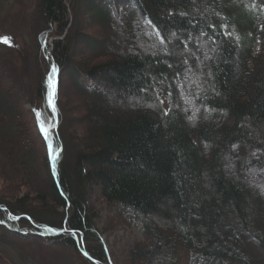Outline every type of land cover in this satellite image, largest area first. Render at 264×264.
I'll return each mask as SVG.
<instances>
[{"label":"trees","instance_id":"1","mask_svg":"<svg viewBox=\"0 0 264 264\" xmlns=\"http://www.w3.org/2000/svg\"><path fill=\"white\" fill-rule=\"evenodd\" d=\"M13 2L0 240L30 264H178L179 247L189 264H264V0H34L23 45L5 33ZM93 27L163 50L113 53ZM135 222L143 238L106 244Z\"/></svg>","mask_w":264,"mask_h":264},{"label":"rangeland","instance_id":"2","mask_svg":"<svg viewBox=\"0 0 264 264\" xmlns=\"http://www.w3.org/2000/svg\"><path fill=\"white\" fill-rule=\"evenodd\" d=\"M33 1L34 0H14V2L12 3V7L10 8L11 18H17L18 21L14 20L13 22L11 20L9 24L7 25V29L5 30V33L8 38H11L13 41L18 43L19 45H23L24 42L27 40V35H26L27 32L21 23H22V18L25 15H27L28 12L31 10L33 6ZM93 31L96 32L97 37L101 36L104 38L106 37L105 33L107 32L109 36L113 39V41H115L114 43L108 42L105 48L103 46L98 47V50L99 49L102 50L103 48L104 49L108 48V50L113 53H125L127 51L126 50L127 46H129V48H131L132 50L133 49L135 51L138 50V52H144V51H154V52L161 51L162 52L163 50L155 42L150 45L149 44H144L145 46L142 45V47H144V49H142V47H140L138 43H135V42L131 43L125 40L127 39L125 35L122 38L117 28L116 30L115 28H111L105 32L103 31V29L93 27ZM78 49L82 50V49H85V47H83V44L81 43ZM70 73H71V68H66V71H64V74L62 76L63 83H64L63 90H69L71 92H74L77 90L74 88L75 86L73 84V80L69 76ZM193 80L195 84L199 87L200 85L199 83L202 81V78L197 75V76H193ZM73 94L75 95V98L71 97V101L74 102L72 105L74 107L75 106L80 107V104L83 102L82 96L77 92H74ZM51 96L53 97V93L51 94ZM105 97L106 98L103 101H114V95L112 94V92L107 94ZM128 102L129 103L135 102V103H139V104L146 106L145 103H143L141 100H137L135 98H129ZM149 106L150 105L147 104V107ZM67 155H70L69 150L67 151ZM261 177H262V174H260L259 171H256L248 175V177L246 178V182L250 186H252L253 184L259 185ZM141 238H143V226L140 222H135L128 228H124V229L122 228L120 230L114 231L110 235L105 234L103 236V239L106 241V244L112 247H116L117 245L123 246L126 244V242L130 240L141 239ZM0 248L2 249V254H3L2 255L3 257L0 258V264H30L28 261H24L18 256L16 252L17 250L15 248L10 247L8 244L2 242L1 240H0ZM249 249L253 253H256L257 245L256 244L250 245ZM177 258H178V264H189L188 253L186 249L182 247L178 248Z\"/></svg>","mask_w":264,"mask_h":264},{"label":"snow or ice","instance_id":"3","mask_svg":"<svg viewBox=\"0 0 264 264\" xmlns=\"http://www.w3.org/2000/svg\"><path fill=\"white\" fill-rule=\"evenodd\" d=\"M5 42H7V40H5ZM161 42L163 43V40H161ZM56 71H57V69L55 67H53L52 68V74L49 76L50 84H51V80H52V75H54L56 73ZM49 102H50V104L52 103V96L51 95L49 97ZM53 111H55L54 104H53ZM49 147H50V150H51V145ZM53 159H55V157H53Z\"/></svg>","mask_w":264,"mask_h":264}]
</instances>
